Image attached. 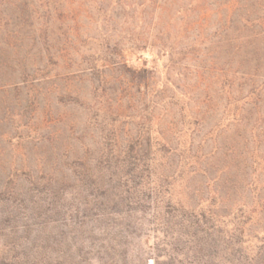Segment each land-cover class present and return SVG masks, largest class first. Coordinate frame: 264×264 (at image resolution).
Masks as SVG:
<instances>
[{
    "label": "rangeland",
    "instance_id": "rangeland-1",
    "mask_svg": "<svg viewBox=\"0 0 264 264\" xmlns=\"http://www.w3.org/2000/svg\"><path fill=\"white\" fill-rule=\"evenodd\" d=\"M0 264H264V0H0Z\"/></svg>",
    "mask_w": 264,
    "mask_h": 264
}]
</instances>
